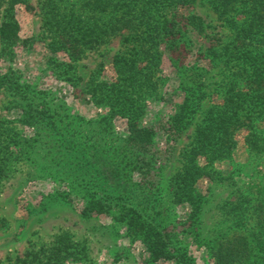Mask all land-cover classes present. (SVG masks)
<instances>
[{"label": "trees", "instance_id": "1", "mask_svg": "<svg viewBox=\"0 0 264 264\" xmlns=\"http://www.w3.org/2000/svg\"><path fill=\"white\" fill-rule=\"evenodd\" d=\"M18 1L0 0L1 57H12L19 39L15 12ZM195 2H42V33L49 47L54 51H67L71 62L114 36L122 35L125 49L113 58L116 78L112 82L93 81L92 91L94 100L106 104L111 115L126 117L131 124L127 135L109 130L101 121H97L99 125H67L63 128L53 125L59 143L54 140L55 152L46 156L50 170L85 199V214L109 213L132 226H140L153 254L177 258L184 263L188 262L187 247L179 239L176 228L170 226L171 213L163 214L164 209L167 206L172 211L174 204L182 202L201 209L204 197L198 191V182L205 176L221 175L215 163L232 160L238 130H248L249 152L263 156L264 177V0H207L218 20L223 21L221 25L235 30L231 40L222 36L219 52L211 50L214 62L220 59L229 65L230 79H216L213 86L207 88L205 80L209 69L198 64L178 68L182 90L173 116L175 125H169L168 130L182 135L194 119L199 121L189 148L183 152L181 169L166 182L167 194L159 176L160 169L154 162L155 154L148 147L154 142L155 132L135 121L145 112L146 99L155 96L163 82L159 74L160 44L170 41L176 48L183 46L191 50L195 44L193 31L206 34L207 24L201 14L192 12L184 18L177 14L179 7L193 6ZM0 86L11 93L18 107L28 109L27 120L38 131L39 120L52 111L46 105H37L31 84L20 81L18 73L10 69L0 73ZM215 93L221 98L206 105L205 101ZM24 140L17 132L10 134L0 125V192L14 167L15 148L23 147ZM202 157L207 163H201ZM135 173L151 177L154 174L152 178L155 179L136 182ZM252 194L243 193V201L249 203L248 208H262L263 205V210L255 211L256 214L249 212L244 224L249 225L248 220L255 221L250 225L253 231L249 229L253 235L259 220L263 222V231L258 230L261 234L256 242L251 235L240 234L241 239L236 242L225 237L213 251L214 264H264V194L263 197ZM65 258L62 245L55 244L48 250L28 251L10 259V264H62ZM0 264L3 263L0 261Z\"/></svg>", "mask_w": 264, "mask_h": 264}, {"label": "rangeland", "instance_id": "2", "mask_svg": "<svg viewBox=\"0 0 264 264\" xmlns=\"http://www.w3.org/2000/svg\"><path fill=\"white\" fill-rule=\"evenodd\" d=\"M42 2L19 0L15 4L19 39L12 57L0 56V73L15 70L20 81L31 84L37 105H46L52 111L39 120L37 124L41 126L37 131L27 120L28 109L18 107L11 93L0 86V125L10 134L15 131L25 139L23 147L15 148L14 167L0 192V261L10 264V259L28 251L48 250L61 244L66 255L62 264H214L213 251L225 237L236 242L241 239L240 234L251 235L256 242L261 234L258 230L263 231V222L257 220L252 235L249 229L255 221L248 220L249 225L244 221L249 212L263 210V205L248 208L249 203L243 201L242 194L250 192L263 197V156L249 152L248 130L244 128L236 133L232 160L215 163L221 175L199 180L197 188L204 197L201 209L186 202L174 204L172 211L167 206L164 209L163 214L171 213L170 226L176 228L179 239L187 247L188 262L153 254L140 226H132L109 213L83 212L85 199L74 193L67 182L56 178L48 166L46 158L55 152L53 141L59 143L53 125L63 128L99 125L97 121H101L119 135L130 132V120L111 115L106 104L94 100L92 91L93 81H114L117 73L113 58L125 49V44L122 35H117L71 62L68 52L52 50L42 33ZM192 12L203 16L206 34L193 31L195 44L191 50L183 46L176 48L170 41L160 44L159 74L163 82L155 96L146 99L145 112L135 120L155 132L154 142L148 147L155 154L154 162L160 169L166 194L169 191L166 182L181 169L183 152L189 148L199 121L194 119L182 135L168 130L169 125H175L173 116L182 90L178 68L198 64L209 69L205 80L207 88H211L216 79H230L229 65L220 59L214 62L211 50L219 52L220 39L231 40L234 28L221 25L223 21L218 20L207 0H196L193 6L177 9L180 18ZM204 47H207L205 51ZM220 98L221 95L215 93L205 104ZM201 163H207L204 157ZM152 177L135 173L134 180L155 179Z\"/></svg>", "mask_w": 264, "mask_h": 264}]
</instances>
